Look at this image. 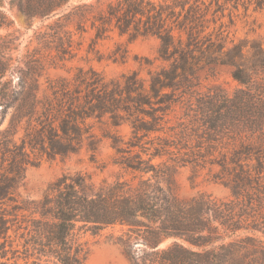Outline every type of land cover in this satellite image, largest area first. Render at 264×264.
<instances>
[{"label": "trees", "instance_id": "obj_1", "mask_svg": "<svg viewBox=\"0 0 264 264\" xmlns=\"http://www.w3.org/2000/svg\"><path fill=\"white\" fill-rule=\"evenodd\" d=\"M6 4L41 23L43 45L22 52L16 31L0 33V127L9 116L0 129V264H85L79 232L116 225L129 243L143 244L133 264H264L256 234L264 224V42L228 30L235 10L264 9V0H0V29L9 30ZM88 31L92 44L112 34L127 45L155 38L156 57L140 58L145 76L134 69L108 79L83 66L52 76L50 68L74 56V35ZM128 57L124 49L114 59ZM218 65L231 67L241 85L233 94L201 91V72ZM124 123L127 141L116 131ZM103 139L132 179L97 185L86 173L65 172L41 199L20 198L32 156L86 148L94 157ZM182 166L195 176L207 169L231 198L180 197ZM3 205L38 216L20 227L23 256L8 245Z\"/></svg>", "mask_w": 264, "mask_h": 264}, {"label": "rangeland", "instance_id": "obj_2", "mask_svg": "<svg viewBox=\"0 0 264 264\" xmlns=\"http://www.w3.org/2000/svg\"><path fill=\"white\" fill-rule=\"evenodd\" d=\"M6 2L8 0H5ZM93 2L96 0H84ZM5 10L12 20V27L0 29V33L16 31L20 36V50L24 52L27 49H39L42 43L37 38V32L40 30L41 23L37 20H31L17 9H10L7 4ZM235 24L228 30L230 37L259 39L264 42V9H254L250 6L245 10L243 6L234 11ZM93 32L88 31L82 35H74L73 53L74 56L64 64L59 62L57 68H50L52 76L69 75L75 71L78 66L85 68L93 67L102 72L106 78H116L122 74L134 69H141V74L146 75L147 67L140 66V58L148 57L154 59L157 54L158 41L155 38H140L127 45L126 38H119L117 34H112L110 38L99 40L92 44ZM119 48V49H118ZM127 49L129 57L126 62L116 61L115 56L120 51ZM48 52L49 50L43 49ZM118 52V53H117ZM53 54V53H52ZM117 54V55H115ZM138 58V59H136ZM160 62L155 60L154 66ZM201 91H207L209 88L219 86L229 94L241 87L238 81L232 76V68L229 66L218 65L213 71L204 70L200 75ZM9 116L0 129L8 123ZM103 128H106L104 126ZM116 131L124 138L125 141L131 137V127L124 123ZM92 153L84 148L78 154L69 156L49 157L47 155L32 156L34 165H27L25 179L19 188L20 198L30 200H39L43 197L48 186L65 172L75 173L81 171L88 174L97 185L106 181L112 183L118 178L132 179L133 174L126 171L122 166L114 163L115 150L111 147L108 139H103L98 152L93 157ZM197 176L194 175L191 166H182L178 168L176 175L177 193L180 197L190 198L198 193L210 194L217 199L228 200L231 198L230 190L219 182H215L212 176L208 175V170H199ZM192 177V179L190 178ZM138 182V179L135 180ZM7 208L8 222V245L13 243L14 248L19 249L20 256H23V242L27 238L24 229H20L25 224L33 221L30 212L15 211L10 206L3 205ZM4 212V211H3ZM264 212V210H263ZM1 216V215H0ZM263 228L258 231L257 236L264 241V224ZM126 227L121 225L107 227L94 234L91 231H80L78 242H81L87 252L85 264H133L134 255H137L142 248L141 242L129 243L125 235ZM172 242L168 239L160 244V247H166ZM9 248V247H8ZM30 254V262L35 259L36 255ZM11 255V254H10ZM20 262H23L20 260ZM40 264H58L56 262Z\"/></svg>", "mask_w": 264, "mask_h": 264}]
</instances>
